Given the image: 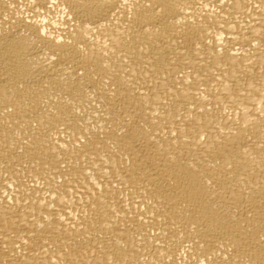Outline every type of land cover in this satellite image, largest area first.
<instances>
[{
    "label": "bare ground",
    "instance_id": "6f19581e",
    "mask_svg": "<svg viewBox=\"0 0 264 264\" xmlns=\"http://www.w3.org/2000/svg\"><path fill=\"white\" fill-rule=\"evenodd\" d=\"M0 264H264V0H0Z\"/></svg>",
    "mask_w": 264,
    "mask_h": 264
},
{
    "label": "rangeland",
    "instance_id": "374dc122",
    "mask_svg": "<svg viewBox=\"0 0 264 264\" xmlns=\"http://www.w3.org/2000/svg\"><path fill=\"white\" fill-rule=\"evenodd\" d=\"M58 18V17H57ZM60 18V17H59Z\"/></svg>",
    "mask_w": 264,
    "mask_h": 264
}]
</instances>
